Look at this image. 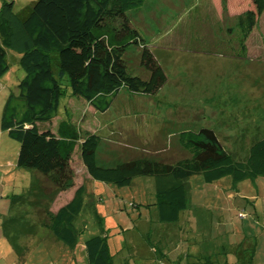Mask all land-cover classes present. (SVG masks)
Here are the masks:
<instances>
[{"label":"rangeland","instance_id":"rangeland-1","mask_svg":"<svg viewBox=\"0 0 264 264\" xmlns=\"http://www.w3.org/2000/svg\"><path fill=\"white\" fill-rule=\"evenodd\" d=\"M34 1L15 0L16 8L23 11ZM252 5V0H146L130 10L128 18L155 52L167 73V83L153 95L123 88L105 112L96 111L84 98L73 95L69 87L61 98L57 117L42 125L57 127L62 119L70 117L81 136L99 134L102 141L98 163L105 166L134 156L164 161L187 157L179 134L202 127L214 129L229 151L246 157L251 143L264 136V15L246 59L203 53L198 51L202 42L193 44L192 49L189 40L198 31L205 41L216 40L212 25L203 28L193 22L192 15L199 9L203 18L226 27L224 24L232 23L235 14ZM9 54L11 71L16 76L19 54ZM139 54V49H129V70L146 78L148 73L140 65ZM6 95L0 93V264H87L86 241L95 235L107 236L114 264H154L150 263L151 255L146 254L148 243L168 251L176 243L179 247L192 241L191 250L183 252L192 255L199 247L203 253L214 255L213 259L224 261L227 255L235 264L236 245L244 240L258 243L260 238L256 259L264 262L262 176L235 182L228 175L210 183L202 174L191 176L188 208L181 213L180 222L168 225L171 230L165 235L158 230L161 224L155 204L159 200L156 179L138 176L128 186L96 180L83 165L77 147L75 184L55 198L44 197V193L38 196L41 206L53 211L54 201L60 205L85 184L84 207L74 222L80 231L77 243L71 247L59 240L40 224L38 213L24 212L21 217L16 206L29 190L33 173L16 166L20 144L1 127ZM5 158L15 164L4 165ZM22 205L33 208L30 203ZM19 221L26 231L17 225ZM200 236L201 241L194 242ZM154 260L156 264H167L158 257Z\"/></svg>","mask_w":264,"mask_h":264},{"label":"trees","instance_id":"trees-1","mask_svg":"<svg viewBox=\"0 0 264 264\" xmlns=\"http://www.w3.org/2000/svg\"><path fill=\"white\" fill-rule=\"evenodd\" d=\"M145 1L35 0L23 11L16 8L15 0L1 1L0 80L11 69L10 51L20 54L21 70L15 90L6 99L1 127L20 144L16 166L35 174L17 207L41 203L38 196L42 193L44 197L55 198L59 192L71 188L75 184L77 147L83 165L96 180L128 186L138 176L154 177L159 199L155 204L161 224L158 230L165 235L171 230L168 225L180 222L181 213L188 208L191 176L202 174L208 183L228 175L235 182L264 177V136L254 140L246 157L240 158L223 145L214 129H185L179 134V143L188 152L187 157L164 161L134 156L105 166L98 163L97 151L102 141L99 134L89 132L81 136L70 117L62 119L57 127L42 125L57 117L61 98L69 87L73 95L84 98L96 111L105 112L123 88L153 95L167 83V73L152 47L128 18V12ZM252 4L235 14L232 23L224 24L226 27L219 21L210 22L209 17L203 18L199 9L192 15L193 22L203 28L205 24L212 25L216 40L205 41L199 31L194 32L189 40L191 48L202 42L200 52L248 58L250 42L264 15V0H252ZM132 47L139 49L140 65L148 73L146 78L129 70L127 56ZM84 190L82 184L56 212L46 205L39 207L40 224L71 247L80 234L74 222L84 207ZM19 224L22 232L26 231L24 223ZM244 241L234 248L235 264H256V241ZM176 244L168 251L145 244L146 254L151 255L150 263L156 264L154 259L158 257L161 259L158 261L167 264H231L227 255L224 261L203 251L202 255H190ZM86 250L87 264H114L107 236L87 239ZM190 257L195 260L190 261Z\"/></svg>","mask_w":264,"mask_h":264},{"label":"crops","instance_id":"crops-1","mask_svg":"<svg viewBox=\"0 0 264 264\" xmlns=\"http://www.w3.org/2000/svg\"><path fill=\"white\" fill-rule=\"evenodd\" d=\"M257 30V29H256ZM11 52V51H10ZM9 52V53H10ZM9 56H10V54H8V58H9ZM19 58H20V54L18 55V57H17V59H18V63H19ZM13 71H11V69H10V71L6 74V76L5 77H3V79H1L0 80V93L2 94L3 92H5V94H7L6 95V97L9 95V93L12 91V90H15V88H16V83H17V80H18V77L20 76V74H21V70L19 69V72H17V74H16V76H13ZM2 157V155H0V158ZM7 161L6 162H4V165H9V166H11V165H14L15 163H14V161H12V159L11 158H9V159H7V158H5ZM3 163V162H2ZM33 178H35V174H33ZM37 178V177H36ZM64 193H67L68 192V190H65V191H63ZM75 193V192H74ZM70 194H72V192H69V194L68 195H70ZM73 196H74V194L73 195H71V196H69V197H71V198H68V200H64L65 202H63V203H61L60 205H58L59 203L57 202V200L56 201H54L53 203H52V210L54 211L55 210V212L56 211H58L59 209H60V207H62L63 205H65L66 203H68L72 198H73ZM31 198H35V196H32ZM59 199V198H58ZM38 202H39V199H38ZM55 205H56V207H55ZM41 206V203H39V204H37V205H33V208L32 209H30L29 210V208H27V207H24V206H21V208L20 207H17V209H18V211H21V214L23 213V215H24V212H34L35 214H39L36 218H38L39 220H40V215H41V213H40V209H39V207ZM25 209V210H24ZM24 210V211H23ZM40 222V221H39ZM197 239H198V241H201V240H199V239H201V236L200 237H196ZM197 241V240H196ZM259 241H260V243H259ZM258 243H256L257 245H256V252H255V262H256V264H264V262L262 261L261 263H259L258 261H257V254H258V251L260 250L259 248H260V244H261V242H262V239L260 238V239H258V241H257ZM188 247H189V244H187V243H184L183 244V246L181 245L179 248H180V250H188ZM196 250V249H195ZM202 250L198 247L197 248V250H196V252H195V254H200V255H202V252H201ZM257 253V254H256ZM199 255V256H200Z\"/></svg>","mask_w":264,"mask_h":264}]
</instances>
